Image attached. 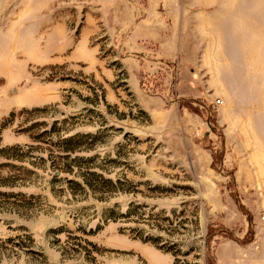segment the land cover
<instances>
[{"label":"rangeland","instance_id":"374dc122","mask_svg":"<svg viewBox=\"0 0 264 264\" xmlns=\"http://www.w3.org/2000/svg\"><path fill=\"white\" fill-rule=\"evenodd\" d=\"M110 1L0 0V264H264V81L139 99Z\"/></svg>","mask_w":264,"mask_h":264},{"label":"crops","instance_id":"0c3cea01","mask_svg":"<svg viewBox=\"0 0 264 264\" xmlns=\"http://www.w3.org/2000/svg\"><path fill=\"white\" fill-rule=\"evenodd\" d=\"M117 6L122 10L115 11ZM249 6L258 7V14L235 11ZM107 9L130 54L123 62L139 99L157 97L141 88L137 75L159 63L166 65L163 71L175 68L179 99L195 97L192 80L215 81L221 96L241 94V81H264V0H112ZM233 81H239L237 89Z\"/></svg>","mask_w":264,"mask_h":264},{"label":"trees","instance_id":"16d2710c","mask_svg":"<svg viewBox=\"0 0 264 264\" xmlns=\"http://www.w3.org/2000/svg\"><path fill=\"white\" fill-rule=\"evenodd\" d=\"M13 115H14V113H11V116H13ZM8 125H9V119L7 118V119L4 120L3 124L1 125V128L3 129V128L7 127ZM88 136H89L88 134H76L74 136H70L69 138L65 139V141H71V140H73L76 137L83 139V138H87ZM3 152L4 153H8L9 152V147H0V153L3 154ZM3 156L4 155H0V157H3ZM6 156H8V155H6ZM213 228L214 229L215 228L218 229V233L217 234H221L224 237L231 238L230 231L227 230L225 227H222V226L217 225V224L209 226V230L210 229L212 230ZM209 241H210V239H208L207 244L209 243ZM205 264H215L214 262H211V258L209 256V251L208 250H206Z\"/></svg>","mask_w":264,"mask_h":264},{"label":"built area","instance_id":"2783aa9c","mask_svg":"<svg viewBox=\"0 0 264 264\" xmlns=\"http://www.w3.org/2000/svg\"><path fill=\"white\" fill-rule=\"evenodd\" d=\"M216 103H217V104H220L221 102H220V100H216Z\"/></svg>","mask_w":264,"mask_h":264}]
</instances>
